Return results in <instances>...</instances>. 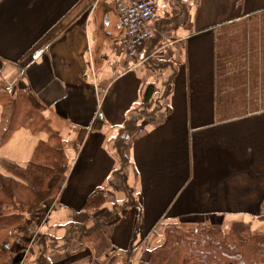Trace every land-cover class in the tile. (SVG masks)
Instances as JSON below:
<instances>
[{"label": "crops", "instance_id": "crops-1", "mask_svg": "<svg viewBox=\"0 0 264 264\" xmlns=\"http://www.w3.org/2000/svg\"><path fill=\"white\" fill-rule=\"evenodd\" d=\"M157 5L152 38L125 60L111 1L0 0V87L42 109L69 163L61 192L5 241L9 264H150L169 228L264 223V0ZM13 113L0 104V126ZM48 139L16 129L0 176ZM100 190L106 203L86 208Z\"/></svg>", "mask_w": 264, "mask_h": 264}, {"label": "trees", "instance_id": "trees-1", "mask_svg": "<svg viewBox=\"0 0 264 264\" xmlns=\"http://www.w3.org/2000/svg\"><path fill=\"white\" fill-rule=\"evenodd\" d=\"M61 24L48 32L30 53L42 52L63 30ZM151 91L150 87L146 99L151 96ZM22 95L15 98L10 86L0 87V104L14 106L9 127L0 126V146L21 127L35 133L46 131L49 139L39 142L25 167L2 161L12 174L0 176V264L11 261L12 253L4 248L5 241L23 229L28 215L50 205L63 188L69 166L62 138L42 109L31 105ZM100 123L96 121L94 127H99ZM109 197L110 193L100 190L88 198L86 208L101 207ZM260 220L264 221V215ZM236 224L228 230L206 223L198 224L192 231L169 228L163 245L152 251L150 264H264V230L251 231L246 224L242 228ZM101 226L97 224L90 232L98 233Z\"/></svg>", "mask_w": 264, "mask_h": 264}, {"label": "built area", "instance_id": "built-area-1", "mask_svg": "<svg viewBox=\"0 0 264 264\" xmlns=\"http://www.w3.org/2000/svg\"><path fill=\"white\" fill-rule=\"evenodd\" d=\"M115 5L123 29L121 43L124 49L123 59L137 56L140 47L154 34L155 23L159 19L158 0H106ZM115 70L114 75L120 76Z\"/></svg>", "mask_w": 264, "mask_h": 264}, {"label": "rangeland", "instance_id": "rangeland-1", "mask_svg": "<svg viewBox=\"0 0 264 264\" xmlns=\"http://www.w3.org/2000/svg\"><path fill=\"white\" fill-rule=\"evenodd\" d=\"M158 6V5H157ZM20 116H22V115H20ZM38 122V121H37ZM237 223V224H236ZM233 224H236L238 227H240V228H242L243 227V224L245 225H247V226H249V228H251V231L252 230H258V231H261V230H264V223H262L261 225H260V227H258L257 229H253L252 228V225H250V224H248V223H246L245 221H240V222H238V221H236V222H233V223H229V222H227V223H224V224H222V225H220V226H217V227H220V228H222V229H224V230H228L229 228H231L232 227V225ZM208 225H210V224H208ZM259 225V224H258ZM197 226H184V227H181V228H184L185 230H188V231H192L194 228H196Z\"/></svg>", "mask_w": 264, "mask_h": 264}]
</instances>
